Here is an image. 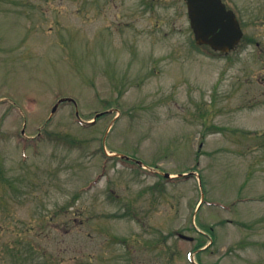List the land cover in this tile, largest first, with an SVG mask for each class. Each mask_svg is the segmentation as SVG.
Segmentation results:
<instances>
[{"label":"rangeland","instance_id":"1","mask_svg":"<svg viewBox=\"0 0 264 264\" xmlns=\"http://www.w3.org/2000/svg\"><path fill=\"white\" fill-rule=\"evenodd\" d=\"M191 45L179 0H0V264H264V51Z\"/></svg>","mask_w":264,"mask_h":264},{"label":"flooded vegetation","instance_id":"2","mask_svg":"<svg viewBox=\"0 0 264 264\" xmlns=\"http://www.w3.org/2000/svg\"><path fill=\"white\" fill-rule=\"evenodd\" d=\"M179 3L182 7L185 6L187 30L192 48H203L209 55L221 61H238L243 52L249 53L250 49L260 48L259 52L264 51V42L257 38V30L264 29V0H245L244 2L243 0H218L217 10L206 15L210 27L201 35V38H197L194 24L200 23L203 18L196 11L193 12L195 4L192 0H179ZM253 3H255L254 7ZM195 14H199V17L197 18ZM215 41L220 45V50L214 49Z\"/></svg>","mask_w":264,"mask_h":264},{"label":"water","instance_id":"3","mask_svg":"<svg viewBox=\"0 0 264 264\" xmlns=\"http://www.w3.org/2000/svg\"><path fill=\"white\" fill-rule=\"evenodd\" d=\"M193 3L195 4V6H193V12L196 11L197 13H199L201 15V17L203 18L202 21L204 19L203 22L201 21L200 23L197 22L196 18H195V22L199 23V24H194L195 28H196V35L197 38H201V35L204 34V32L206 31V29L208 27H210L209 25V20L207 19V14H211L212 12L216 11L218 6V0H215V2H213V0H192ZM197 3V4H196ZM203 13H205V15H203ZM199 14H195L197 16V18L199 17ZM194 15V16H195ZM220 46H215V48H219ZM65 101H72L71 99L65 98V99H61L58 104L54 107L53 109V113L56 112L59 104H61L62 102ZM101 115V114H100ZM98 115V116H100ZM168 176V175H167Z\"/></svg>","mask_w":264,"mask_h":264}]
</instances>
